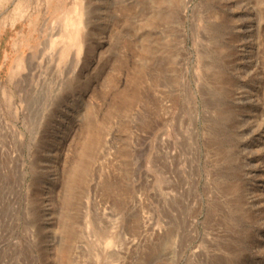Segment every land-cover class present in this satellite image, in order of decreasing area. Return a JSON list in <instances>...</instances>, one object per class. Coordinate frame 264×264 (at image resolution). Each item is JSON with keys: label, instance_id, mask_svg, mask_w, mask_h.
Wrapping results in <instances>:
<instances>
[{"label": "rangeland", "instance_id": "rangeland-1", "mask_svg": "<svg viewBox=\"0 0 264 264\" xmlns=\"http://www.w3.org/2000/svg\"><path fill=\"white\" fill-rule=\"evenodd\" d=\"M75 1L0 8V264H264V0Z\"/></svg>", "mask_w": 264, "mask_h": 264}, {"label": "bare ground", "instance_id": "bare-ground-1", "mask_svg": "<svg viewBox=\"0 0 264 264\" xmlns=\"http://www.w3.org/2000/svg\"><path fill=\"white\" fill-rule=\"evenodd\" d=\"M26 1L27 0H0V8L3 6L6 8L7 5H9V9L13 7L14 10L13 13H9L8 16V18H10V21L13 22V19H15L17 15H21V12H23L24 10L23 5ZM79 2L80 0H76L74 3L77 15L67 13L65 16V20L63 22L62 31H59L61 37L64 38V41L67 40V42L72 46L78 45L80 43L81 32H82V25H83L82 13L81 10L79 11L77 7ZM7 23H8L7 21L5 22L2 21L0 22V25H4V24L6 25ZM3 27L0 28L2 29ZM1 34L2 32L0 30V35ZM20 60L22 64L24 59H20ZM21 64H19L18 67H16L14 71H12L13 76L15 75V73L19 72L20 70L19 67H21Z\"/></svg>", "mask_w": 264, "mask_h": 264}]
</instances>
